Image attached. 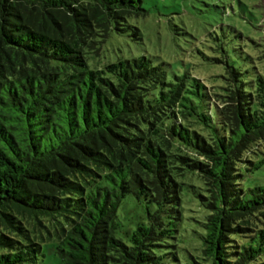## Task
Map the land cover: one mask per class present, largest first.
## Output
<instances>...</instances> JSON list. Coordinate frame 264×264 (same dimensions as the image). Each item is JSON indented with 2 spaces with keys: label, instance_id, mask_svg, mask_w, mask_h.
<instances>
[{
  "label": "trees",
  "instance_id": "1",
  "mask_svg": "<svg viewBox=\"0 0 264 264\" xmlns=\"http://www.w3.org/2000/svg\"><path fill=\"white\" fill-rule=\"evenodd\" d=\"M147 14L0 0V264H43L48 248L60 264H264V184L243 185L264 167V37L215 35L217 85L150 55L103 63L143 41ZM131 198L145 209L124 225Z\"/></svg>",
  "mask_w": 264,
  "mask_h": 264
},
{
  "label": "rangeland",
  "instance_id": "2",
  "mask_svg": "<svg viewBox=\"0 0 264 264\" xmlns=\"http://www.w3.org/2000/svg\"><path fill=\"white\" fill-rule=\"evenodd\" d=\"M148 14L135 24L141 29L143 41L133 42L120 39L115 49H109L101 56L103 63L116 61L117 55L132 58L141 55L155 57V62L165 63L169 75L182 76L189 71L217 85L215 78L222 72V66L214 64L219 57L215 49V35L233 33L238 29L257 40L264 37V0H141ZM212 34V36H211ZM214 34V35H213ZM217 76V77H216ZM187 184L200 187L197 176L188 174ZM264 184V167L253 176L247 175L245 188ZM191 193H184L187 215L201 218L204 214ZM145 206L133 199L127 200L120 211L124 225L135 221ZM183 232L181 247L193 255H200V243L191 232ZM43 264H60L54 248H48Z\"/></svg>",
  "mask_w": 264,
  "mask_h": 264
}]
</instances>
